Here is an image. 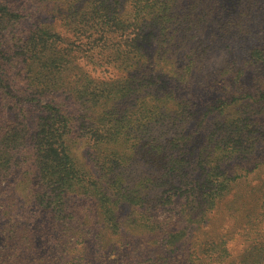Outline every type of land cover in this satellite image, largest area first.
<instances>
[{"label":"trees","instance_id":"trees-1","mask_svg":"<svg viewBox=\"0 0 264 264\" xmlns=\"http://www.w3.org/2000/svg\"><path fill=\"white\" fill-rule=\"evenodd\" d=\"M34 1L42 9L62 6L63 31L40 23L21 33L20 22H9L19 14L0 5V87L19 61L22 91L51 96L47 115L30 135L37 185L47 190L35 194L46 196V207L62 206L65 191L85 183L86 193L100 201L104 221L116 229L122 226L120 203L155 208L174 203L175 196L185 201L184 222L198 224L232 192L233 174L224 163L235 159L241 176L256 171L259 161L249 167L239 159L252 155L249 163L255 147H264V0ZM83 58L116 68L119 75L95 80L79 63ZM59 91L72 94L78 115L58 101ZM236 102L250 111L220 129L212 124L206 137L211 126L203 120H217L208 115ZM18 125L21 132L9 128L0 142V180L22 164L13 150L24 144ZM84 146L101 169L98 176L73 154ZM143 164L141 173L129 171ZM68 216L64 221L75 224L69 208ZM182 230L167 231V244L181 241ZM96 239L99 243V233ZM71 242L67 248L77 250ZM163 251L152 248L147 264H185L186 254L178 258ZM72 262L63 264H77Z\"/></svg>","mask_w":264,"mask_h":264},{"label":"rangeland","instance_id":"rangeland-1","mask_svg":"<svg viewBox=\"0 0 264 264\" xmlns=\"http://www.w3.org/2000/svg\"><path fill=\"white\" fill-rule=\"evenodd\" d=\"M2 4H8L14 8L13 12L19 14L9 22H20L17 26L21 33L40 23L63 31L62 6L59 10H51L52 6L49 5L42 9L34 0H0ZM9 46L10 42H7ZM153 48L151 44L149 49ZM8 54L14 55L13 49H8ZM17 62V65L8 68L6 80L0 87V142L9 128L14 133L20 123L23 125L20 136H24V144H17L13 149L20 154L22 164L15 168L16 172L11 178L0 180V264H63L68 259L77 264H147L151 249L157 246L164 250V255L179 258L186 254L185 264H264V158L259 155L264 153V147L261 149L260 145L255 147L256 157L249 163L252 155L239 159L241 164L249 167L257 161L261 163L252 174L239 175L243 169L235 165V159L222 165L224 169L232 171L233 178L228 181L232 192L219 200L207 218L198 224L184 222L181 208L185 207V201L180 204L181 198L175 196L174 203L155 208L120 203L116 212L122 226L116 229L118 227L104 221L101 203L86 193L88 188L85 183H78L72 191H65L62 206L57 203L55 209L46 207L49 204L46 196L35 194L44 192L46 187L43 186V190L37 185L30 135H34L37 124L47 115L45 103L51 96L40 97L35 92L28 94L22 91L26 82L21 64ZM79 63L95 80L119 75L116 68L99 66L88 59L83 58ZM56 95L58 101L73 112L74 117L80 113L71 93L59 91ZM244 111H250V106L236 102L223 113L214 111L208 115L212 116L211 119L217 115V120L204 119L203 123L206 126L214 124L216 129H220L226 121L230 125L232 121L239 122ZM213 126L206 128V137L211 136ZM260 130L264 132V126ZM17 132L21 130L17 129ZM263 138L264 135L261 143H264ZM20 141L19 138L16 143ZM73 154L85 170L96 176L101 173L92 152L85 146L79 147ZM145 166H130L129 171L132 174L141 173ZM150 174L153 175V171L150 170ZM194 176L199 178V172L194 171ZM144 178H141L142 189L147 185ZM114 185L110 184V190L116 191ZM89 191H92L91 188ZM50 205L53 203L50 202ZM67 207L73 215L70 220L75 222L73 225L64 221L70 217ZM182 225L185 227L183 230ZM169 230H182L186 236L168 245L166 233ZM96 233L100 235L99 243ZM123 235L126 238L124 241ZM70 236L76 239L73 243L69 241ZM67 242L78 249H68ZM191 251L193 253L187 255ZM81 256L84 258L80 259Z\"/></svg>","mask_w":264,"mask_h":264}]
</instances>
